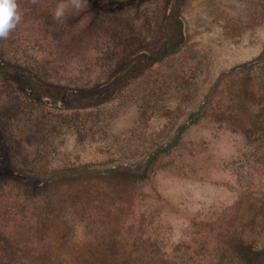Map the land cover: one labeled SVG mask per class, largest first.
Listing matches in <instances>:
<instances>
[{
    "label": "rangeland",
    "instance_id": "rangeland-1",
    "mask_svg": "<svg viewBox=\"0 0 264 264\" xmlns=\"http://www.w3.org/2000/svg\"><path fill=\"white\" fill-rule=\"evenodd\" d=\"M0 62L71 93L163 36L167 0H15ZM179 49L63 108L0 72V264H264V0H186Z\"/></svg>",
    "mask_w": 264,
    "mask_h": 264
},
{
    "label": "trees",
    "instance_id": "trees-1",
    "mask_svg": "<svg viewBox=\"0 0 264 264\" xmlns=\"http://www.w3.org/2000/svg\"><path fill=\"white\" fill-rule=\"evenodd\" d=\"M169 11L163 36L159 42L152 43L126 60L121 68L110 80L98 85L91 91L67 93L62 86L47 83L26 69H21L8 62H0V72L23 74L28 81L34 95L45 97L51 104L63 108L87 107L103 102L111 97L127 80L143 72L149 65L158 61L169 53L179 49L184 41V23L181 7L186 0H167Z\"/></svg>",
    "mask_w": 264,
    "mask_h": 264
},
{
    "label": "clouds",
    "instance_id": "clouds-1",
    "mask_svg": "<svg viewBox=\"0 0 264 264\" xmlns=\"http://www.w3.org/2000/svg\"><path fill=\"white\" fill-rule=\"evenodd\" d=\"M80 2L81 0H58L54 12L55 18L60 19L63 17L70 4L79 8ZM20 18L15 0H0V38L7 37L20 21Z\"/></svg>",
    "mask_w": 264,
    "mask_h": 264
}]
</instances>
